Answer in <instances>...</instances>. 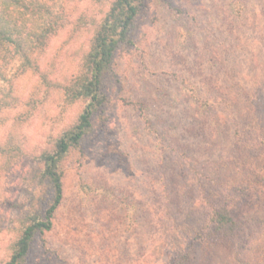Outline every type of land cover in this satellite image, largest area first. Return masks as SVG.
<instances>
[{"label": "rangeland", "instance_id": "rangeland-1", "mask_svg": "<svg viewBox=\"0 0 264 264\" xmlns=\"http://www.w3.org/2000/svg\"><path fill=\"white\" fill-rule=\"evenodd\" d=\"M113 1L13 13L18 44L0 45V264L51 201L41 156L84 108L69 91ZM100 92L25 264H170L215 205L241 229L194 263L264 264V0H143Z\"/></svg>", "mask_w": 264, "mask_h": 264}, {"label": "trees", "instance_id": "trees-1", "mask_svg": "<svg viewBox=\"0 0 264 264\" xmlns=\"http://www.w3.org/2000/svg\"><path fill=\"white\" fill-rule=\"evenodd\" d=\"M27 0H0V45L17 46L20 30L14 12L32 11L36 6L29 7ZM35 2V1H32ZM143 0H114L109 12L99 26L87 55V65L84 76L77 80L69 91L73 100H83L84 108L78 116L72 129L65 132L55 143L50 153L41 156V178L46 182L50 192V203L41 216H33L29 224L19 234L11 247L6 264H25L31 244L36 235L51 231L54 214L63 200V180L60 164L67 154L77 148L92 129L91 119L96 110L102 105L103 97L100 92L104 75L110 69L114 54L121 43L126 42L131 26L140 12ZM42 8V7H40ZM45 9V8H44ZM43 9V10H44ZM46 10V9H45ZM46 12V11H45ZM50 15L49 12H46ZM47 26L52 27L49 21ZM44 30L41 37L48 34ZM247 125V122L245 123ZM246 126L242 129L240 143H246ZM264 223V222H263ZM186 248L177 253L170 264H195L199 252L206 249H226L228 241L240 231L235 215L224 206H209L208 218L203 227ZM212 254V253H209ZM248 264L241 259H233L229 264Z\"/></svg>", "mask_w": 264, "mask_h": 264}]
</instances>
